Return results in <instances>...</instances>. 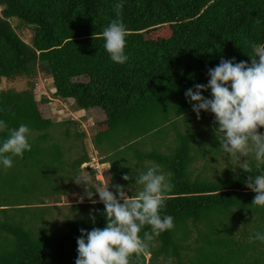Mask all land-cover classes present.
<instances>
[{"label":"trees","instance_id":"obj_1","mask_svg":"<svg viewBox=\"0 0 264 264\" xmlns=\"http://www.w3.org/2000/svg\"><path fill=\"white\" fill-rule=\"evenodd\" d=\"M117 2L124 4L128 30L129 59L122 65L110 59L100 38L116 18ZM12 20L17 28L33 31L30 44ZM163 26L170 29L167 38L149 37ZM253 43L264 44V0H0V82L41 72L52 78L56 97L74 100L78 110H102L105 129L92 142L100 164H110L111 191L112 185L135 183L134 177L133 182L122 179L131 168L139 173L154 164L172 173L173 188L161 215H171L174 228L156 237L146 253L150 260H172L170 264H264V243L249 242L264 232V208L250 205L255 196L246 187L250 174L239 169L212 180L193 178L199 152L215 160L221 150L214 115L201 112L209 124L200 131L202 120L185 96L196 83H208V69L221 59L251 63ZM79 78L88 82L75 81ZM202 95L211 98L210 90ZM190 117L199 123L192 131H179V120L186 124ZM0 120L8 125L0 131V143L23 123L30 128L31 144L10 169L0 166V264H75L80 229L106 226L104 205L73 206L75 217L66 215L59 225L49 220L45 200L65 194L60 181H74L89 162L84 145L68 157L54 135L61 124L41 116L33 84L20 92L0 90ZM170 133L173 145L167 144ZM63 134L71 137L68 130ZM82 137L76 134L77 141ZM249 163L252 175L264 172L252 158ZM92 210L95 224L89 219ZM146 254L133 255L130 264H145Z\"/></svg>","mask_w":264,"mask_h":264},{"label":"clouds","instance_id":"obj_2","mask_svg":"<svg viewBox=\"0 0 264 264\" xmlns=\"http://www.w3.org/2000/svg\"><path fill=\"white\" fill-rule=\"evenodd\" d=\"M123 7L122 2L113 5L116 18L100 34L110 59L121 65L129 59L125 54L128 30L122 19ZM97 38L94 33L93 39ZM251 48L252 53L248 54L251 63L237 62L234 58L221 59L216 67L208 69V83H196L185 96L198 119L202 111L214 115L213 132L219 149L235 162L233 171L238 167L250 174L246 187L255 193L250 205L264 208V172L252 175L249 163L251 157L256 169L264 166V134L259 131L264 128V44L253 43ZM209 90L211 98L202 95ZM7 128V123L0 120V131ZM29 136L30 128L23 123L10 130L0 143V166L10 169L15 157L22 158L25 151L31 150ZM171 175L153 164L135 175V183L128 188L112 185L115 191L110 190V183L93 188L88 175H76L73 180L84 188L89 201L104 205L101 214L106 218V226L93 227L90 231L80 229L82 235L77 237L75 264H130L133 255L138 259L141 254H146L156 237L173 229L174 218L161 215L166 194L173 188ZM122 179L131 182L133 175L125 174ZM133 185L137 186L135 193L131 190ZM129 191L133 194L128 195ZM97 194L98 201L95 199ZM83 199L81 197V203ZM95 211L89 214L93 224L96 222ZM255 241L264 243V232L249 237V242Z\"/></svg>","mask_w":264,"mask_h":264},{"label":"rangeland","instance_id":"obj_3","mask_svg":"<svg viewBox=\"0 0 264 264\" xmlns=\"http://www.w3.org/2000/svg\"><path fill=\"white\" fill-rule=\"evenodd\" d=\"M11 22L12 26L15 27L16 32L20 36V38L25 43L30 44L32 40L33 31L29 28L24 27L17 28L18 22L16 20H12ZM169 35L170 29L166 26L152 30L151 33H149V37L151 39L167 38ZM75 81L88 82V79L79 78ZM30 84H33V94L41 116L45 119L51 120L56 124H61L59 127L56 128L54 135L56 138L58 137V139L61 140L63 148H65L67 152H70L68 157H75L76 154L79 152V145L81 144V142L84 145L85 150L88 153L89 162L81 166L80 170L82 171L80 172V174H86L91 178L93 188L102 187L108 184L110 179L108 173L110 164H100L99 153L94 149L92 142L94 135L105 129V116L102 110L98 108L90 109L87 111L78 110V108L74 104V100H63L56 97V91L53 85L52 78L41 72H38L37 75L33 78L20 77L15 79H2L0 82V90H14L20 92L29 89ZM201 120L202 114L200 115V121ZM202 121L199 124L200 131L208 130V128L206 127L208 121ZM198 123L199 122L193 117L188 118L186 124L183 119H180L178 129L183 133L187 131L188 128L192 131V129H194ZM65 130H68L71 133V137H65V135L63 134ZM259 131L264 134V128H260ZM77 133L83 134L82 139L78 141L76 140ZM204 137H206V135H204ZM173 141L174 134L170 133L167 138V144L173 145ZM147 143L148 141L145 142V146L146 149L149 150L150 148L149 145H146ZM204 143L205 141L203 142V145ZM201 147H198V150L201 149ZM202 151L199 152L198 159L194 163L193 167H191V169H193V178L199 176L200 179L207 178L209 180H212L219 177L220 175H223L224 171H226V173L230 172L233 174L236 170L240 169L237 167L236 170L233 171V168H235V162L230 161L228 159L227 154L224 153L222 150L219 152L218 158L215 160H213L209 156V153L204 156ZM250 158L251 157H249V159ZM93 170H95L94 177L91 175V171ZM129 172L131 175H133V177L138 174V171L133 168H131ZM64 176L66 178L71 177V173H66L64 174ZM99 183L101 185H99ZM60 186L62 188L67 189V192L65 194L59 196L58 200H45L46 206L49 207V220H52L53 224L57 223L59 225L65 221L66 215H70L72 218L75 217L76 211H74V209H71V207L93 204L88 201L89 199L84 195V188L80 185H77L75 181L63 180L60 181ZM134 188L135 187H132L131 190H137L136 188ZM81 197H84L82 203L80 202ZM97 197L98 198L96 200H99L98 194ZM193 238H195V235L193 236ZM181 255L184 258L186 255L185 251H181ZM150 256L151 255L145 256L146 264L147 262H149L148 264H170L172 261H163L162 258L149 260Z\"/></svg>","mask_w":264,"mask_h":264},{"label":"crops","instance_id":"obj_4","mask_svg":"<svg viewBox=\"0 0 264 264\" xmlns=\"http://www.w3.org/2000/svg\"><path fill=\"white\" fill-rule=\"evenodd\" d=\"M146 255H150V254H146ZM146 255H145V256H146ZM150 258H151V256H150ZM149 260H150V259H149ZM148 263H149V262H147V264H148ZM145 264H146V261H145Z\"/></svg>","mask_w":264,"mask_h":264}]
</instances>
